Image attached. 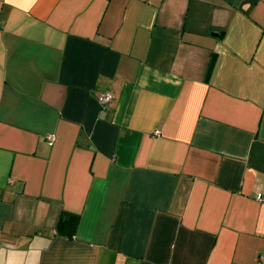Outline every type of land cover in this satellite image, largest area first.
Wrapping results in <instances>:
<instances>
[{"label": "crops", "instance_id": "0c3cea01", "mask_svg": "<svg viewBox=\"0 0 264 264\" xmlns=\"http://www.w3.org/2000/svg\"><path fill=\"white\" fill-rule=\"evenodd\" d=\"M258 193L264 0H0V264H255Z\"/></svg>", "mask_w": 264, "mask_h": 264}, {"label": "trees", "instance_id": "16d2710c", "mask_svg": "<svg viewBox=\"0 0 264 264\" xmlns=\"http://www.w3.org/2000/svg\"><path fill=\"white\" fill-rule=\"evenodd\" d=\"M78 223V216L75 214L61 212L56 223L57 233L63 234L67 237H72Z\"/></svg>", "mask_w": 264, "mask_h": 264}, {"label": "built area", "instance_id": "2783aa9c", "mask_svg": "<svg viewBox=\"0 0 264 264\" xmlns=\"http://www.w3.org/2000/svg\"><path fill=\"white\" fill-rule=\"evenodd\" d=\"M112 97L113 95L109 90H104L98 95L97 100L100 105H105L112 99ZM47 138L49 140V144H51L53 140L52 135H48ZM256 198L259 200H264V196L260 193L257 194ZM255 264H264V251L257 254Z\"/></svg>", "mask_w": 264, "mask_h": 264}]
</instances>
